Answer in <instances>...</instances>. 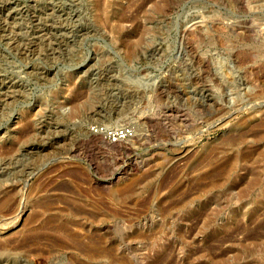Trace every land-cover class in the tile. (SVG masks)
Wrapping results in <instances>:
<instances>
[{
  "label": "rangeland",
  "instance_id": "obj_1",
  "mask_svg": "<svg viewBox=\"0 0 264 264\" xmlns=\"http://www.w3.org/2000/svg\"><path fill=\"white\" fill-rule=\"evenodd\" d=\"M263 110L264 0H0V180L25 206L0 214V264H95L14 248L58 224L100 264H264V140L194 181Z\"/></svg>",
  "mask_w": 264,
  "mask_h": 264
},
{
  "label": "bare ground",
  "instance_id": "obj_2",
  "mask_svg": "<svg viewBox=\"0 0 264 264\" xmlns=\"http://www.w3.org/2000/svg\"><path fill=\"white\" fill-rule=\"evenodd\" d=\"M156 5V4H155ZM3 9V8H2ZM102 9V8H101ZM49 13V12H48ZM117 24V23H116ZM122 26V25H121ZM79 93V92H78ZM77 99V98H76ZM74 100H75V98H74ZM76 102V101H75ZM62 110V109H61ZM258 111V110H257ZM264 111V110H263ZM68 113V112H67ZM68 115V114H67ZM66 118V117H65ZM260 128V130H258V131H256V132H249V133H246L245 135L243 134L242 136H240V138H239V140L238 139H235V138H231V139H228L227 140V142H228V144H229V148H228V151H232V154H230V155H228L227 154V156H223L222 158H219V159H217V161H213L212 162V164L210 163L211 161H209L208 163H210L209 165H210V169H208V170H206L204 173H203V176L201 175L200 177H199V179L198 180H196V179H194V181H196V182H199V181H202L203 179H206V178H209L213 173H215V172H223V171H225L227 174H231V173H234L235 171H236V169L237 168H240L239 166H240V161L242 160V158L244 159L245 157H247V156H249L250 154L249 153H246L245 151L243 152V150L245 149L244 147H246V148H251V147H253V146H249V144L250 145H256L257 143V141H261V140H264V116H263V119H262V121H261V123L258 125ZM124 132H126V131H124ZM124 132L122 133V134H124ZM128 134V133H127ZM24 136V135H23ZM26 136V135H25ZM91 137V136H90ZM119 142V141H118ZM19 143V142H18ZM52 143V142H51ZM256 143V144H255ZM241 144L243 145L242 147H240L241 146ZM264 144V143H263ZM113 145V144H112ZM4 148V147H3ZM11 148V147H10ZM15 148H17V147H15ZM14 147H13V149H15ZM254 149V148H253ZM3 150V149H2ZM1 150V153H3V151ZM7 151V150H6ZM12 151V150H11ZM248 152H249V150H248ZM8 153V152H7ZM243 154V155H242ZM2 157V156H1ZM3 157H5V156H3ZM66 157V156H65ZM248 159V158H247ZM69 160H70V158H69ZM245 161V160H244ZM15 162V161H14ZM198 164V163H197ZM199 166V164L198 165H196V166H194V167H192L193 168V170L194 171H197V169H199V168H201L200 166ZM242 170V169H241ZM192 171V170H191ZM1 172V171H0ZM237 172V171H236ZM21 177V176H20ZM140 182V181H139ZM212 182V181H211ZM132 183H134L135 184V181H133ZM132 183H130V184H132ZM137 183V182H136ZM130 184H123V185H121V186H118V187H116L117 189L115 190V191H113V196H116V194H120V195H123V194H125V193H127V192H129V191H131V192H134V189H131L130 187H131V185ZM250 184H252V182H250ZM135 187V186H134ZM133 187V188H134ZM44 188V187H43ZM42 188V189H43ZM162 188H165V187H163L162 186ZM162 188H161V190H162ZM181 188V187H180ZM17 188H11L10 190H5V188H4V186H3V182H2V180H0V214H2L5 210H8L9 209V211L8 212H10V210L14 207V205H16V209L14 210V212L16 211H18V213H20L23 209H24V207L25 206H21V209L20 210H18V208H20V203H17L18 201V198L20 197V195H22V194H20L17 190H16ZM35 189V188H34ZM37 189V188H36ZM39 189V188H38ZM38 189L37 190H33V188L31 189H29V194H32V193H34L33 191H38ZM166 189V188H165ZM184 189L182 188V190H178V192H174V189H169L168 190V193H167V195L164 197L163 196V198L162 199H160V200H158V203L160 204V203H162V202H164L165 200H167L168 202H169V200L171 201V199L173 198V197H177V196H180V194L182 195L183 193H184V191H183ZM137 192V191H136ZM28 193H27V195H29ZM36 194V193H35ZM20 199V198H19ZM22 199V198H21ZM20 199V200H21ZM61 199V198H60ZM176 199V198H175ZM26 200V199H25ZM59 200V199H58ZM174 200V199H173ZM177 200V199H176ZM176 200H174V204L176 203L175 201ZM179 201V200H178ZM23 202V201H22ZM45 202V201H44ZM49 203V202H48ZM97 203V202H96ZM166 203V202H165ZM50 204H51V202H50ZM54 204V203H53ZM48 205L49 204H47V205H42V204H38V208L39 207H41V209L43 208V212H47V211H50L49 209V207H48ZM67 205V204H66ZM165 205V204H164ZM167 205V204H166ZM54 206V205H53ZM70 207V206H69ZM88 207V206H87ZM92 207V206H91ZM33 208V207H32ZM53 208V207H52ZM58 208V207H57ZM79 208V207H78ZM171 208V207H170ZM40 209V208H39ZM54 209V208H53ZM52 209V210H53ZM61 209H63V208H61ZM167 209L169 210V208L167 207V208H163V209H161L163 212L162 213H165V212H167ZM66 210L65 209H63V210H56L55 209V212H53L52 211V213H51V215H53L54 213H56V215L54 216V219H56V217H58V218H60L61 220H64L63 218H64V216H65V214H66V212H65ZM84 211V210H83ZM7 212V213H8ZM59 213V215H58V213ZM79 212V211H78ZM87 212V211H86ZM98 212V211H97ZM40 213V212H39ZM74 213H77V211H74V209H73V212L71 213V212H69V215H72V214H74ZM84 213H85V211H84ZM37 214V213H36ZM35 214V215H36ZM47 214V213H46ZM62 214V215H61ZM83 214V213H82ZM18 215L19 214H17L16 216H14V217H18ZM87 215V214H86ZM39 216V215H38ZM7 217V216H6ZM36 217V216H35ZM97 217H99V216H97ZM102 218H103V216H102ZM5 219V218H4ZM9 220V219H8ZM57 220V219H56ZM59 220V219H58ZM100 220V219H99ZM97 221V220H96ZM1 222V221H0ZM3 224V223H2ZM58 229L56 230H51V232L52 231H55V233L56 232H58L61 236H57L55 233V235H56V237H54V235H53V237L54 238H50L51 240V243L49 244L48 243V241H46L49 245H47V243H46V247L44 246V248H38V244H39V240H40V237L42 236V234H41V236H37V234H36V236H33L32 234H31V236L29 235V233L27 234V235H23V237H22V239L16 244V246H14V248L16 247V249L17 248H23V247H28L29 249H30V247H32V245H34V246H36V248H32V250L33 251H40V252H44V254L45 255H51L53 252H55V251H57V250H59V249H69V248H71V247H69L70 246V244L72 245H74L75 247L73 248V249H76V250H78V254H81L80 256H82L83 258H84V261L85 262H88V263H95V264H100V261L102 260V259H105V258H107V257H109V252H108V250H105V249H103V248H101V247H99V243H97L98 241V239H95V238H93V240L90 238V239H85V240H87V242L85 241V240H81L79 237H77V236H75V235H65L64 234V229L58 224ZM69 226V225H68ZM64 227V226H63ZM72 227V226H71ZM57 228V227H56ZM65 228V227H64ZM79 228V227H78ZM50 229H52V228H50ZM49 229V230H50ZM81 229V228H80ZM40 230V229H39ZM85 231V230H84ZM30 232V231H29ZM46 233V232H45ZM44 233V234H45ZM50 233V232H49ZM48 232L45 234V235H47V234H49ZM66 233V232H65ZM44 234H43V236H44ZM43 236L41 237L42 239H43ZM46 237H48V236H46ZM45 237V238H46ZM64 237H66V238H64ZM21 238V237H20ZM10 239V238H9ZM13 239H15V238H13ZM19 240V239H18ZM16 241V240H15ZM49 241V242H50ZM70 241V243H69V246H68V244H67V242H69ZM8 242V241H7ZM11 242V241H10ZM40 242H41V240H40ZM13 243V242H12ZM2 244V243H1ZM43 244H45V242L43 243ZM10 245V244H9ZM8 245V246H9ZM1 246H3V245H1ZM33 246V247H34ZM73 247V246H72ZM46 248V249H45ZM13 249V248H12ZM40 249V250H39ZM19 250V249H18ZM5 251V250H4ZM8 252V251H7ZM22 252V251H21ZM29 252V251H28ZM77 252V251H76ZM10 253H13V252H11L10 251ZM53 255V254H52ZM25 256H27V255H25ZM111 262L113 263L114 262V260L112 261L111 260ZM114 264H115V262H114Z\"/></svg>",
  "mask_w": 264,
  "mask_h": 264
},
{
  "label": "built area",
  "instance_id": "obj_3",
  "mask_svg": "<svg viewBox=\"0 0 264 264\" xmlns=\"http://www.w3.org/2000/svg\"><path fill=\"white\" fill-rule=\"evenodd\" d=\"M123 131V130H122ZM122 131H116L113 135H112V137L114 136V137H116V139H114L115 141L116 140H118V139H120V138H124V136H125V134H121V132ZM127 133V132H126Z\"/></svg>",
  "mask_w": 264,
  "mask_h": 264
}]
</instances>
